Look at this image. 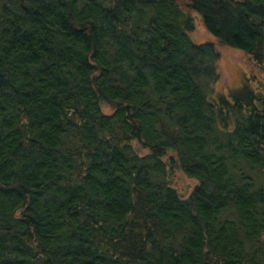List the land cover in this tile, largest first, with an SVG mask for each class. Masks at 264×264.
<instances>
[{
  "label": "trees",
  "instance_id": "trees-1",
  "mask_svg": "<svg viewBox=\"0 0 264 264\" xmlns=\"http://www.w3.org/2000/svg\"><path fill=\"white\" fill-rule=\"evenodd\" d=\"M198 16L264 69V0H0V264H264V93Z\"/></svg>",
  "mask_w": 264,
  "mask_h": 264
},
{
  "label": "rangeland",
  "instance_id": "rangeland-1",
  "mask_svg": "<svg viewBox=\"0 0 264 264\" xmlns=\"http://www.w3.org/2000/svg\"><path fill=\"white\" fill-rule=\"evenodd\" d=\"M188 34L193 41L198 43L214 42L220 52L218 62L220 76L213 85L210 97L216 99L220 96L230 97L244 86L264 93V69L256 65L247 52L220 43L205 26L200 16L196 18L195 28ZM104 111L110 113L112 107L104 105ZM171 181L184 197H187L197 184V179L188 176L178 166L171 171Z\"/></svg>",
  "mask_w": 264,
  "mask_h": 264
}]
</instances>
